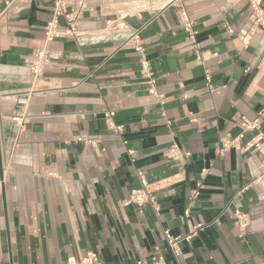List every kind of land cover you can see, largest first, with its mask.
Here are the masks:
<instances>
[{"label":"crops","instance_id":"0c3cea01","mask_svg":"<svg viewBox=\"0 0 264 264\" xmlns=\"http://www.w3.org/2000/svg\"><path fill=\"white\" fill-rule=\"evenodd\" d=\"M7 1L0 0V12ZM52 2H19L0 20L10 222L8 237L0 183V264H67L90 251L103 264L148 263L156 256L174 264L164 232L186 235L188 209L192 224L210 226L183 245L182 264H264V205L256 188L238 194L261 171L264 152L219 154L223 138L240 134L243 116L264 133V34L253 31L248 0L173 6L168 0H89L80 25L85 35L46 44ZM182 8L196 24L199 53L185 32ZM136 31L161 100L141 74L130 42ZM42 49L50 61L34 79L31 59ZM110 111L124 127L121 135L106 127ZM18 116L29 118L23 129L13 120ZM173 144L191 155L171 158ZM139 171L159 212L151 204L142 213L123 205L141 186ZM198 184L200 196L191 201ZM237 210L251 219L243 237L234 223Z\"/></svg>","mask_w":264,"mask_h":264},{"label":"built area","instance_id":"2783aa9c","mask_svg":"<svg viewBox=\"0 0 264 264\" xmlns=\"http://www.w3.org/2000/svg\"><path fill=\"white\" fill-rule=\"evenodd\" d=\"M27 0H8L6 2L5 11L0 12V20L7 16L9 10L19 2H25ZM185 0H168V6H173L176 3H183ZM252 16L254 19V30L260 29L264 34V7L263 0H248ZM89 7V0H53L52 10H51V19L46 25L45 29V42L50 44L55 40L59 39H72L78 40L82 38L85 33L82 31L80 25L85 17V14ZM183 16V26L185 32L187 33L188 39L192 45L193 49L198 48L197 44V34L196 24L189 17L185 8H182ZM1 23V22H0ZM108 26L113 24L112 21L107 22ZM2 34V28L0 24V36ZM242 43L245 47L248 46V38L243 37ZM130 42L134 46V50L139 57V64L141 74L146 78L149 92L154 97L161 100V97L157 94L156 91V79L152 71V64L147 56L146 49L142 43L141 36L138 31L132 33L130 37ZM197 53H199L196 50ZM1 54V47H0ZM50 61V53L47 49H42L31 59V72L34 79L40 78L46 66ZM199 61L202 62L201 57L199 56ZM206 85L213 90L211 85V76L207 74L206 76ZM116 113L113 111L104 113V121L108 130L113 131L116 135H121L124 131V127L119 125L115 121ZM20 129H23L27 123H29V118L27 116H18L13 119ZM192 122H197L196 119H193ZM239 127L241 129L240 134L236 138L226 137L221 140L222 148L219 151V154H223L229 150L235 149L237 151H252L256 150L260 153L264 152V133L261 131L260 124L257 121L250 120L248 117L243 116L241 118ZM251 134V138L248 140L246 145L242 147L240 142L246 138L247 135ZM126 143V141L124 142ZM130 156L134 155V151H128ZM191 154L188 152H183L180 147L176 144H173L169 151V156L171 158L183 159L189 157ZM138 176L141 180V186L137 189H134L130 193L129 199L123 202L124 206L135 205L139 212L142 213V210L145 205L151 204L154 209L159 212V208L156 202V196L153 192L150 191V185L144 173L139 171ZM202 184H198L197 188L192 191L190 200L194 201L200 196V189ZM249 188H256L258 190V201L264 205V165L261 171L255 175L252 180L244 186L238 194L243 193ZM185 218L189 224V232L186 235L174 236L170 231L166 230L164 232L168 247L171 251V254L175 260L174 264H182L183 257V245L190 244L192 240L199 236L209 224H192L190 222V210H186ZM235 226L239 231L241 237L247 235L251 227V219L249 215L240 212L239 210L235 211ZM67 264H103L99 255L95 252H87L82 256H72L67 260ZM136 264H167L163 257L156 256L148 263L138 261Z\"/></svg>","mask_w":264,"mask_h":264},{"label":"water","instance_id":"95a60500","mask_svg":"<svg viewBox=\"0 0 264 264\" xmlns=\"http://www.w3.org/2000/svg\"><path fill=\"white\" fill-rule=\"evenodd\" d=\"M1 121L0 118V183L2 188V207H3V213H4V220H5V228L7 231V235L9 237L10 235V222H9V211H8V202H7V195H6V189H5V178H4V162H5V156H4V143H3V137L1 132Z\"/></svg>","mask_w":264,"mask_h":264}]
</instances>
